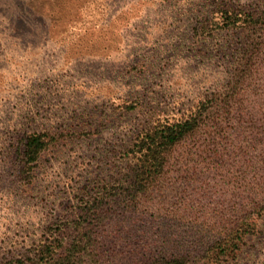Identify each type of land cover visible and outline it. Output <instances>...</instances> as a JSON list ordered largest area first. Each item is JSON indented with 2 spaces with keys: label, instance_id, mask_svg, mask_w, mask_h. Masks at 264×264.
<instances>
[{
  "label": "rangeland",
  "instance_id": "obj_1",
  "mask_svg": "<svg viewBox=\"0 0 264 264\" xmlns=\"http://www.w3.org/2000/svg\"><path fill=\"white\" fill-rule=\"evenodd\" d=\"M223 2L264 7V0H0V264L34 258L59 226L75 236L83 200L99 185L119 184L142 131L187 117L227 87L249 34L202 35V22ZM221 130L213 159L203 156V141L181 144L171 183L144 200L148 223L107 227L103 234L127 249L113 264L152 262L170 250L171 234L183 243L203 233L210 240L245 224L239 249L215 264H264V209H255L264 207V115ZM34 132L56 141L28 175L21 160ZM179 209L187 211L184 226Z\"/></svg>",
  "mask_w": 264,
  "mask_h": 264
},
{
  "label": "trees",
  "instance_id": "obj_2",
  "mask_svg": "<svg viewBox=\"0 0 264 264\" xmlns=\"http://www.w3.org/2000/svg\"><path fill=\"white\" fill-rule=\"evenodd\" d=\"M213 14L211 19L202 22V35L210 36L214 30L244 31L249 34H246V47L239 54L235 72L227 87L207 96L197 110L187 117L173 123L158 122L142 131L131 152H128L131 164L119 184L99 185L97 194L86 195L90 198L83 200L75 216V236L61 235L59 226L55 230L59 237L40 246L34 258L9 264H113L112 259L126 253L127 249L118 244L117 237L112 241L103 233L107 227L125 222L148 223L150 211L144 200L160 193L171 183L174 174L172 161L181 144L203 141L199 147L206 145L202 148L203 156L209 153L206 158L218 157L219 153L210 149L216 147L215 140L222 137L224 124L231 121L241 124L247 117L264 115V7L258 10L251 7L243 9L223 2L216 5ZM55 141L48 133L28 134L24 140L22 173L32 174L42 154ZM261 157L264 159L263 155ZM255 209L261 211L264 207L257 204ZM179 212L182 215L177 222L184 226L187 211L179 209ZM245 225L226 232L223 228L219 236L215 234L210 240L203 233L189 239L184 237L183 243L179 235L171 234L165 238L170 250L148 263L197 264L195 261L198 258L208 260L205 264L221 263V257L239 249L238 240L246 233L242 232ZM211 227V231H215V225ZM184 244H188V249L194 248L193 252L183 250L186 247Z\"/></svg>",
  "mask_w": 264,
  "mask_h": 264
}]
</instances>
